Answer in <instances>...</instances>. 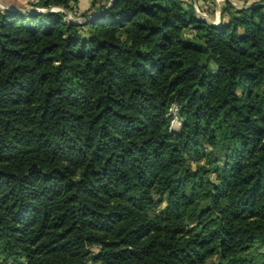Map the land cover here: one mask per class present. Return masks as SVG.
Segmentation results:
<instances>
[{
  "label": "trees",
  "instance_id": "obj_1",
  "mask_svg": "<svg viewBox=\"0 0 264 264\" xmlns=\"http://www.w3.org/2000/svg\"><path fill=\"white\" fill-rule=\"evenodd\" d=\"M79 2L30 6L110 0ZM240 2L0 9V264H264V0Z\"/></svg>",
  "mask_w": 264,
  "mask_h": 264
},
{
  "label": "rangeland",
  "instance_id": "obj_2",
  "mask_svg": "<svg viewBox=\"0 0 264 264\" xmlns=\"http://www.w3.org/2000/svg\"><path fill=\"white\" fill-rule=\"evenodd\" d=\"M187 2H189L190 0H186ZM224 1H229L233 6H235L236 8H241L240 4L242 0H213V3H210L208 7H203V11H199V13H197V17L201 18L205 21H207L208 23H213V24H218L220 23V9L221 7H223V3ZM193 2V0H192ZM212 5V6H210ZM193 8L194 6L197 8V5L192 4ZM196 13V12H195ZM170 126L172 128L173 131H178L179 130V126H180V121L178 120L177 117V111L176 110H172L170 111ZM203 164V162H201ZM194 165V164H193Z\"/></svg>",
  "mask_w": 264,
  "mask_h": 264
},
{
  "label": "crops",
  "instance_id": "obj_3",
  "mask_svg": "<svg viewBox=\"0 0 264 264\" xmlns=\"http://www.w3.org/2000/svg\"><path fill=\"white\" fill-rule=\"evenodd\" d=\"M36 0H0V9L6 10L5 8L11 7L21 10H37L32 8L30 5L35 3ZM90 6V0H80L78 5V11L84 12Z\"/></svg>",
  "mask_w": 264,
  "mask_h": 264
},
{
  "label": "water",
  "instance_id": "obj_4",
  "mask_svg": "<svg viewBox=\"0 0 264 264\" xmlns=\"http://www.w3.org/2000/svg\"><path fill=\"white\" fill-rule=\"evenodd\" d=\"M112 3H113V0H110V3L108 4V6H107V7L105 8V10L102 11L101 13H98V14L92 15V16L87 17V18H85V19L80 18V19L72 20V21H70V22L75 23V24H83V23H86L87 21H89V20H91V19H93V18H96V17L100 16L101 14H103V13L107 10V8H109V7L111 6ZM55 8L62 10L64 13L67 12V11H65V10H63L62 8H59V7H52V8H50V9H46V10H30V11H28V10H21V9H15V8H11V7H7V8H5V9H6L7 11H8V10H13V11H21V12H29V13H47V12H54L53 9H55ZM199 20L202 21V22H206V23H208L207 21H205V20H203V19H201V18H199ZM208 24H209V25L217 26L219 23H218V24L208 23Z\"/></svg>",
  "mask_w": 264,
  "mask_h": 264
},
{
  "label": "built area",
  "instance_id": "obj_5",
  "mask_svg": "<svg viewBox=\"0 0 264 264\" xmlns=\"http://www.w3.org/2000/svg\"><path fill=\"white\" fill-rule=\"evenodd\" d=\"M193 2H194V4H196V0H193ZM194 10H195L196 14L199 13V11H200L198 9V7L196 8L195 6H194ZM53 11L62 13L64 15L65 21H72V20L80 19V18H76L75 15L70 13V12L64 13L62 10L57 9V8L53 9ZM173 110H175V109H173Z\"/></svg>",
  "mask_w": 264,
  "mask_h": 264
}]
</instances>
